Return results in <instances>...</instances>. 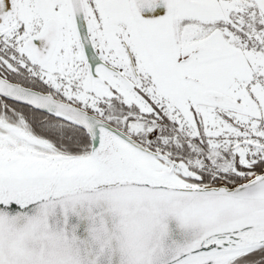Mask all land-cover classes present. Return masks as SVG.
<instances>
[{
    "label": "snow or ice",
    "instance_id": "obj_1",
    "mask_svg": "<svg viewBox=\"0 0 264 264\" xmlns=\"http://www.w3.org/2000/svg\"><path fill=\"white\" fill-rule=\"evenodd\" d=\"M0 264H264V0H0Z\"/></svg>",
    "mask_w": 264,
    "mask_h": 264
}]
</instances>
